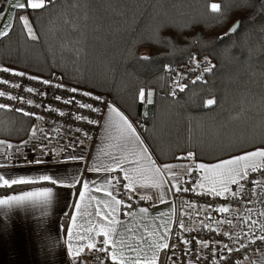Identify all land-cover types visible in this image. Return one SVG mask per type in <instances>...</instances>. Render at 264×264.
Returning a JSON list of instances; mask_svg holds the SVG:
<instances>
[{
    "label": "trees",
    "instance_id": "16d2710c",
    "mask_svg": "<svg viewBox=\"0 0 264 264\" xmlns=\"http://www.w3.org/2000/svg\"><path fill=\"white\" fill-rule=\"evenodd\" d=\"M88 3L86 27L76 23L83 17L72 11L75 0L16 11V27L0 38V65L54 74L108 95L160 164L214 163L264 145V0ZM212 3L223 6L216 20ZM20 15L29 17L37 39L23 30ZM237 21L236 32L226 35ZM193 57H207L214 70L204 81H183L184 91L170 96L167 71ZM142 88L152 93L151 104L140 99ZM207 99L214 104L206 106ZM33 128L32 118L0 109V141L20 143ZM25 187L0 189V195Z\"/></svg>",
    "mask_w": 264,
    "mask_h": 264
},
{
    "label": "snow or ice",
    "instance_id": "6c2138e0",
    "mask_svg": "<svg viewBox=\"0 0 264 264\" xmlns=\"http://www.w3.org/2000/svg\"><path fill=\"white\" fill-rule=\"evenodd\" d=\"M70 4L72 0H69ZM53 0H23V2H18L15 4V9L19 12L21 10H42L47 9L49 5H52ZM75 7L72 11L77 16H82V21H77L76 23L82 24L83 27L87 26V21L92 15L90 12L91 5L88 0H75ZM222 4L212 3L210 5V10L212 13L222 12ZM19 21L22 24L23 30H26L27 35L33 40L37 39V36L33 33V27L29 22V17L26 15H20ZM237 24L239 21L236 22ZM15 23L8 26V31H0V37H7L10 31L15 28ZM236 27L234 26L229 33L234 32ZM147 57H145L146 59ZM193 61L196 60L195 57L192 58ZM204 66L202 73L196 75L193 84L202 80L203 75L214 70L213 65L207 57L204 60ZM200 65L197 62L196 68ZM0 72L11 73L12 75L18 77H25L27 80L36 81L46 88H56L67 93H72L67 97L61 95H55L54 99L57 102H62L66 106L75 105L79 110H87L89 113H100L101 108L97 107L93 103L86 102L83 99H78L77 97L89 98L93 101H99L101 104H105L108 110V118L102 127H111L115 133L114 139L118 142L117 147L122 148L125 151L131 150L133 156L139 159L135 161L139 164L140 161H150L146 171L139 168L136 169H126L124 167L127 162V157H117L112 156V163L103 168H99L96 165H90L85 168H76L71 173H67L64 176H60L53 173H40L38 175H8L0 171V189H12L14 186H34L30 191H24L19 195H4L0 196V207H11L16 205L31 204L34 206L43 205L45 206V214L47 205L51 202V198L54 191L58 188L69 189L71 194L76 196L77 199L73 201L71 207L74 208L75 214L71 215V222L68 226V238L69 242L73 237H77L79 240V246L72 249L77 258V264L83 260V264H100V254H103L111 261V264H184L185 258L187 257L191 264H208V260L212 259L209 257L205 259L202 255L203 250H212L215 259L220 260L222 264H231V258L225 259L223 256V251L231 253L234 251L232 247L225 244L223 245V250L218 247H213L208 240L196 239L195 245L191 239H183L179 235L173 237L178 243L166 242L163 237H166L167 232L160 233L162 237L160 240H155L154 237L156 233L149 229L148 225L144 226V230L141 231L139 227L127 226L126 221H121L119 219L120 215L131 217L134 213L132 211L133 205L130 201L134 198L133 193L139 192L141 189H156L161 185L160 174L164 172H170L172 165L157 166L152 157L147 155L149 148L143 145L141 136L137 133L136 128L133 123L112 103L106 101L103 97L95 95L91 91L83 90L79 87L68 86L63 82H56V79H45L43 77H38L34 75H29L23 71H17L10 69L8 67H0ZM54 76V74H53ZM59 79H63L62 77ZM77 84L80 81H76ZM0 84L11 85L14 89L21 88L20 83H14L7 79H0ZM185 86L179 85V90L184 91ZM27 93H34L44 99L48 96V92H40L38 89L27 86L25 87ZM8 96L9 100L16 101L21 100L28 105H33L34 101L32 99L24 100L23 97L17 95H8L4 91H0V98ZM140 99L146 101L147 103H152V93L145 92L142 88L139 92ZM214 100H207V105H213ZM34 106L38 109L44 108L45 105L35 103ZM8 105L0 103V109H5ZM16 112H21L23 109H13ZM47 110L55 112L56 109L52 106H47ZM25 116L31 115L30 113L24 111ZM64 116L66 113L61 111L59 113ZM72 116L75 121L86 122L89 125L96 126L100 124L97 119H92L90 115H84L82 113L73 112ZM38 119H43V117H37ZM44 130L41 129V132ZM71 131V129H68ZM76 133H83V135L88 139L92 140V135L90 132H84L82 128H75ZM36 136V132H33V137ZM43 139V136L40 137ZM2 143V142H0ZM79 145H83V141L78 142ZM77 143L73 142L72 147L75 148ZM11 148V145H8ZM38 152H35V157L32 160H26L24 166H40L47 164H61L67 161L83 162V155L67 154L64 160H53L51 159V153L48 151L47 147L38 144ZM139 148V152L136 151ZM192 153H188V158L192 157ZM59 156V153H57ZM8 167L5 163H0V170ZM123 173L122 177H117L110 175L117 172ZM264 170V145L253 146L250 151H244L240 155L230 156L228 159H220L215 164H205L199 163L195 166V172L202 173V175L193 181L195 187L205 189L204 195L212 197H221L225 194L230 193L229 185H237V190L231 192V198L235 200L238 195L243 193V184L241 181L247 180L250 173H256L258 171ZM87 173H104L106 174L103 180H98L95 178H85L84 172ZM130 172L137 173L140 177H144L151 181V183H140L137 184L136 177H134ZM189 174L193 173V169H188ZM150 173V175H148ZM175 178V174H173ZM252 183H257L253 181ZM39 185V186H37ZM195 187L189 189L187 187L181 189L176 188L177 192L184 191H195ZM94 193H102V197H98ZM118 194L120 198H118ZM252 194H257V189L253 188ZM126 197V199H125ZM140 200H153L152 195H140ZM209 208H214L215 211L219 213H230V208L228 206H215L210 204ZM247 207V205H245ZM94 209V211L90 210ZM141 213L147 214L148 209L141 207L139 209ZM207 211V209H205ZM251 209L249 212L251 213ZM68 215V214H66ZM259 214H257L258 216ZM96 218V222L93 223L91 220L88 222V226L85 228L79 223L80 220L85 217ZM181 227H184L183 220H178ZM228 223H231L229 220ZM248 223L255 229L256 225L259 223L258 219H249ZM124 228V233L120 234V238H115L114 234L117 233V226ZM167 228V225H164ZM209 232L212 231L211 227L207 224L204 225ZM83 228V232L78 229ZM264 229V225H261ZM187 230V229H185ZM253 233H249L252 235ZM228 235V233H224ZM102 236V241L97 242L96 238ZM260 240H264V234L258 237ZM235 240V238H233ZM85 241H87L85 243ZM188 245L187 248L184 245ZM119 245V247H117ZM251 247V244L249 245ZM244 248L243 241H239V247L236 250H242ZM87 253V255H84ZM95 254V255H93ZM179 254V256H178ZM245 261H249L250 264H262L264 262V251L260 252L255 258L245 255ZM107 264V261H105ZM241 264V262H237Z\"/></svg>",
    "mask_w": 264,
    "mask_h": 264
},
{
    "label": "crops",
    "instance_id": "0c3cea01",
    "mask_svg": "<svg viewBox=\"0 0 264 264\" xmlns=\"http://www.w3.org/2000/svg\"><path fill=\"white\" fill-rule=\"evenodd\" d=\"M17 2L18 0H0V8L3 6L0 12V31H8V26L12 25L15 12L17 11L15 9ZM19 2H23V0H19ZM117 110L120 111L118 108ZM120 112L123 113L122 111ZM107 118L108 110L102 120L98 136L89 149L85 146L73 148L72 143H76L75 136L67 130L55 128L51 125L39 126L35 137L30 133L28 139L20 143L0 141L2 142L0 143V163L8 165V167L0 171L12 176L27 174L38 175L44 172L64 176L76 168L86 169L93 164L99 168L108 166L112 163V156L127 157L128 160L124 165L126 169L139 168L146 171L151 162L140 161L137 164L135 161L139 158L133 156L131 150L125 151L117 147L118 142L114 139L115 133L113 129L110 126L107 128L102 127ZM129 121L133 123L130 119ZM41 129L44 131L41 132ZM137 133L140 135L138 130ZM41 136H43V139L40 138ZM141 140L143 141V145L148 147L142 137ZM38 144L47 147L51 153L50 158L53 160H64L67 154H74L77 156L83 155L84 161H67L61 164H47L34 167L24 166L26 160L36 158L35 152L39 151ZM8 145L12 147L9 148ZM136 151L139 152V148H136ZM57 153H59V156H57ZM147 155L152 157V161L157 166L167 164L174 167H172L170 172L160 174L161 185L159 188L141 189L139 192H134V198L132 199L136 203L132 208L134 214L131 217L120 215L119 219L126 221L129 227H139L141 231L144 230L145 225H148L149 229L156 233L155 240L162 239L159 234L167 232L166 237H163V239L169 242L171 228L176 216H178V205L174 196L175 186L189 175V168H192L194 171L195 166L203 162L179 161L160 164L150 150ZM217 162L205 164H215ZM130 174L136 177L137 184L151 183L150 180L140 177L135 172H130ZM173 174H175V178H173ZM105 175L102 172H84L85 178H95L98 180H103ZM110 175L122 177L123 173L117 170V172ZM201 175L202 173H198V178ZM233 186L231 184L229 185L230 190ZM32 187L34 186H27L5 195H19L24 191L32 190ZM196 189L205 192V189L199 187H196ZM94 194L98 197H102L103 195L102 193ZM144 194L152 195L154 199L151 201L140 200L139 196ZM76 199L77 197L72 195L69 189L58 188L54 191L51 202L47 205L46 214L45 206L43 205L34 206L24 204L0 207V264H77V258L72 249L79 246V240L77 237H73L69 242L67 231L71 222V215L75 214V210L71 205ZM141 207L147 208L148 213H141L139 211ZM90 210L94 211V209ZM90 220L93 223L96 222V218L92 216L85 217L79 223L86 228ZM164 225H167V228ZM78 230L83 232L84 229L80 228ZM124 231V228L118 225L117 233L114 234L115 238L119 239L120 234H123ZM102 239V236L96 238L98 243ZM259 254H254L249 257L255 258ZM84 255H87V253ZM105 261H107V264H111V261L107 257L104 255L101 256L100 264H105ZM80 264H83V260L80 261ZM241 264H250V262L243 259Z\"/></svg>",
    "mask_w": 264,
    "mask_h": 264
},
{
    "label": "built area",
    "instance_id": "2783aa9c",
    "mask_svg": "<svg viewBox=\"0 0 264 264\" xmlns=\"http://www.w3.org/2000/svg\"><path fill=\"white\" fill-rule=\"evenodd\" d=\"M54 1V0H53ZM199 63L200 67L196 68V63ZM204 65L203 61L190 59L187 63L182 64L178 67L172 68L166 73V80L168 83V94L170 96L174 95V91L178 90V84L184 82H191L195 80L196 75L202 73ZM0 67H8L13 70L23 71L29 75H34L38 77H43L45 79H56V82H63L68 86L79 87L86 91H91L86 88L65 82L59 79L58 76H41L35 73H31L25 70H20L17 68H13L6 65H0ZM0 79H7L14 83H20L22 86L19 89H14L11 85H2L0 84V91L6 92L8 95H17L19 97H23L24 100L32 99L35 103L45 105L44 108H36L33 105H28L21 100L12 101L8 99L6 95L3 98H0V103H4L8 105L4 110H8L11 112L18 113L20 115H24L23 112L26 111L31 115L27 116L32 118L34 124L39 126L51 125L55 128L67 130L71 129L72 135L75 136V140L77 143L76 147L85 146L87 149L94 143L96 140L102 120L107 111V107L105 104H101L99 101H93L89 98L85 97H77L78 99H83L86 102L93 103L97 107L101 108L100 113H89L87 110H79L75 105L66 106L62 102L55 101V95H61L64 97L74 95L72 93H67L60 89L56 88H46V86L36 82L27 80L25 77H18L12 75L11 73H2L0 72ZM204 81V80H202ZM32 86L38 89L40 92L47 91L48 96L44 99H41L40 96L32 93H27L25 91V87ZM93 92V91H91ZM95 95L103 97L106 101L111 102V99L108 95H102L93 92ZM47 106H52L56 109L55 112L47 110ZM23 109L21 112H16L13 109ZM64 111L66 114L61 116L59 113ZM82 113L84 115H90L92 119H97L100 121V124L93 126L89 125L86 122H78L75 121L72 113ZM25 116V115H24ZM37 117H43V119H38ZM82 128L84 132H90L92 135V140H88L83 133H76L75 128ZM83 141V145H79V141ZM198 178V173L193 171L192 174H189L186 178L182 179L177 183L174 190V196L176 203L178 205V216H176L174 220V224L171 228L169 242L178 243V241L174 240L173 237L179 235L183 239H191L193 241V245H195L196 239L208 240L209 243L213 247H218L223 250V245L227 244L234 249L233 252L228 253L227 251H223V256L225 259L231 258V264H237V262H241L245 255L252 256L254 254H259L264 251V240H260L258 237L261 234H264V229L261 228V225H264V170L258 171L256 173H250L247 180L241 181L243 184V193L238 195L235 200L231 198V192L237 190V185H234L230 193L225 194L221 197H212L204 195V192H201L196 189L193 181ZM256 181L257 183H252ZM193 188L195 187V191H180L177 192L176 188ZM253 188L257 189V194L253 195ZM118 198H120L118 194ZM126 199V197H125ZM130 203L134 206L135 201H130ZM210 204H214L215 206H228L230 208V213H219L214 210V208H209ZM247 205V207H245ZM207 209V211H205ZM251 209V213L249 212ZM257 214H259L257 216ZM183 220L184 227H181L178 223V220ZM249 219H258L259 223L256 225L255 229L248 223ZM231 223H228V221ZM207 224L211 227L212 231L209 232L204 225ZM187 229V230H185ZM253 233L249 235V233ZM224 233H228V235H224ZM235 238V240L233 239ZM243 241L244 248L242 250H236L239 247V241ZM251 244V247L249 245ZM185 248L188 245H184ZM202 255L205 259L212 257V259L208 260V264H222L220 260L215 259L214 254L210 249H205L202 252ZM103 254H100V257ZM179 256V254H178ZM169 264L171 262L169 261ZM179 264V259H178ZM184 264H191L189 259L186 257Z\"/></svg>",
    "mask_w": 264,
    "mask_h": 264
},
{
    "label": "rangeland",
    "instance_id": "374dc122",
    "mask_svg": "<svg viewBox=\"0 0 264 264\" xmlns=\"http://www.w3.org/2000/svg\"><path fill=\"white\" fill-rule=\"evenodd\" d=\"M217 15H218L217 13H212L211 10H210V17H211V19H215V20H216L217 17H218ZM142 54L145 55V54H146V51H143ZM112 62H117V60L114 61V59H113ZM6 66H8V65H6ZM11 67H12V66H11ZM13 68H15V67H13ZM17 69H18V68H17ZM20 70H22V69H20ZM28 72H29V71H28ZM31 73H32V72H31ZM179 85H181V84H178V85H177V88H179ZM207 100H208V99H207ZM207 100H205V105H206V106H209V105H207ZM212 100H213V99H212ZM38 129H39V125L34 124V128L32 129V132H31L32 135H33V132H34V131L37 132Z\"/></svg>",
    "mask_w": 264,
    "mask_h": 264
},
{
    "label": "water",
    "instance_id": "95a60500",
    "mask_svg": "<svg viewBox=\"0 0 264 264\" xmlns=\"http://www.w3.org/2000/svg\"><path fill=\"white\" fill-rule=\"evenodd\" d=\"M234 26L236 27V30H237V29H238V24L236 23ZM234 26H233V27H234ZM233 27H232V28H233ZM232 28H231V29H232ZM231 29H230V30H231ZM230 30H229V32H230ZM236 30H235L234 32H231V34L235 33Z\"/></svg>",
    "mask_w": 264,
    "mask_h": 264
}]
</instances>
